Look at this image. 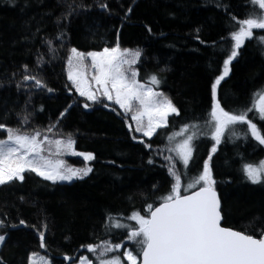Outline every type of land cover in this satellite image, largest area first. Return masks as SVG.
I'll return each instance as SVG.
<instances>
[{
	"label": "trees",
	"instance_id": "16d2710c",
	"mask_svg": "<svg viewBox=\"0 0 264 264\" xmlns=\"http://www.w3.org/2000/svg\"><path fill=\"white\" fill-rule=\"evenodd\" d=\"M254 10L259 11L258 6L249 0H0V123L27 133L39 131V139L71 137L75 150L94 157L88 162L92 171L83 179L51 183L25 172L23 182L0 186V235L5 236L0 262L27 264L30 254L42 252L51 264H69L73 260L66 262L65 256L78 258L88 253L87 245L105 242L135 249L127 234L139 226L129 217L134 212L147 217L148 206L171 193L175 181L170 163L181 173L182 194L186 183L203 170L214 144L210 136L194 141L187 168L168 151L176 142L168 136L193 123L209 131L211 86L223 73L237 20ZM260 36L264 30L253 29V37L238 49L218 87V99L225 110L252 108L248 118L264 134V120L254 109L256 94L264 91ZM117 43L141 51L139 74L157 75L159 89L179 111L151 139L130 131L126 119L102 102H86L66 79L70 49L99 51ZM25 75L47 87H36ZM235 129L237 135L226 134L210 161L221 225L259 238L264 229V182L251 183L243 168L264 161V145L250 133L245 138L246 124ZM125 221L128 228L114 226ZM41 232L46 244L42 249Z\"/></svg>",
	"mask_w": 264,
	"mask_h": 264
},
{
	"label": "snow or ice",
	"instance_id": "6c2138e0",
	"mask_svg": "<svg viewBox=\"0 0 264 264\" xmlns=\"http://www.w3.org/2000/svg\"><path fill=\"white\" fill-rule=\"evenodd\" d=\"M259 11L254 10L243 20H237L238 30L231 33L234 45L230 55L225 59L223 73L219 75L211 86L212 106L210 119L206 122L209 131L197 123L186 125L178 132L168 136L170 142L176 141L168 151L174 152L185 168L189 166L195 151L194 141L202 135L210 136L214 141L210 154L203 164L202 172L191 182L186 183L184 192H181V173L176 170L174 163L168 167L169 174L174 177L171 193L163 198L159 206H148V215L145 217L134 212L129 219L138 224L127 234L128 241L137 247L125 250L121 255L107 257L109 253L119 251L123 245L105 242L100 245H87V251L96 255L98 264H264V229L259 230V238L255 233L247 230H233L221 226V205L213 178L210 161L212 154L217 152L222 138L226 134L237 135L235 126L246 124L247 134L264 145V134L248 118L252 108L240 111L225 110L218 99V87L221 81L228 76L232 61L238 56V49L242 47L246 38L253 37V29L264 30V0H249ZM107 8V5H102ZM131 12V8L128 9ZM235 20L236 18L233 17ZM264 43V36L258 37ZM141 57V51L122 49L117 43L114 47H105L102 51L81 52L71 49L68 57V79L81 97L87 101L100 103L101 97L119 105L125 114L133 113L131 119L135 122V132L142 133L144 137L152 138L157 129L169 126L168 117L179 115L177 107L159 88L161 80L157 75H151L146 83L137 77L138 70L133 67ZM90 59V64L86 61ZM93 70L89 79L85 69ZM25 80H34L38 88H46L40 79L25 75ZM95 85V87H94ZM151 85V86H150ZM155 86V87H153ZM49 92L53 91L47 88ZM257 100L254 109L259 112L260 119L264 120V91L256 94ZM90 105L84 104L85 108ZM107 106V105H105ZM70 107V105H69ZM64 113H61V117ZM146 118V123H145ZM25 122L27 117L24 118ZM132 131V126H129ZM0 131L6 133V138L0 139V186L14 180L23 182L25 172H33L44 180L56 182H71L73 179H83L92 169L72 168L65 165L63 160L53 161L41 155L45 151L43 145L51 143L47 137L39 139L41 133L23 132L20 128L7 127L0 123ZM177 137L181 139L177 140ZM135 138V137H134ZM144 143L143 140L140 141ZM59 153L63 146L72 155H82L85 161L94 159L92 154H84L75 150V140L71 137L66 142H54ZM151 147V145H145ZM171 161L172 157H165ZM149 163H153L149 160ZM243 172L253 184L264 182V161L259 164L244 165ZM192 189H196L192 191ZM20 224H25L23 220ZM3 221L0 220V227ZM115 227L127 225L115 224ZM40 247L46 248L44 233L41 232ZM5 236L0 235V245ZM79 259V264H93L87 257L70 258ZM30 264H51L46 256H37L36 253L29 258ZM2 264V262H0Z\"/></svg>",
	"mask_w": 264,
	"mask_h": 264
},
{
	"label": "rangeland",
	"instance_id": "374dc122",
	"mask_svg": "<svg viewBox=\"0 0 264 264\" xmlns=\"http://www.w3.org/2000/svg\"><path fill=\"white\" fill-rule=\"evenodd\" d=\"M73 49V48H72ZM104 49V48H103ZM103 49H101V50H99V51H102ZM79 51V50H78ZM132 51H135V50H132ZM81 52H84V53H87V52H93V51H81ZM98 52V51H97ZM71 55V49H70V51H69V54H68V57ZM68 57H67V59H66V61H65V75H66V79H67V81L71 84V86H72V82L68 79V73H69V66H68ZM86 63L87 64H90V59L89 60H87L86 61ZM137 65V64H136ZM136 65H134L133 67H135L136 68ZM137 69V68H136ZM92 72H93V70L91 69V68H86L85 69V74L86 75H88V77H89V79H90V77H91V74H92ZM139 73V72H138ZM142 83H146L147 81H148V79L150 78L149 76H141L140 74L138 75V77H137ZM151 86V85H150ZM73 87V86H72ZM94 87H95V85H94ZM153 87H155V86H153ZM73 89H74V92H76V89L73 87ZM156 90H158V91H161L159 88L158 89H156ZM76 94L79 96V94L76 92ZM83 99L86 101V102H88V103H93V102H91V101H87L86 100V98L85 97H83ZM101 102H102V105L104 106V108H106V109H114V111L117 113V114H119V115H121L124 119H126V125H127V128H129V126L131 125L132 126V129H133V131H134V133H136L139 137H144L143 135H142V133H138V132H135V122L131 119V116H132V114L133 113H128V114H125L124 113V111L122 110V109H120V107H119V105H116L115 103H113V102H110V101H108L107 99H105V98H103V97H101ZM105 105H107V106H105ZM87 109V108H86ZM145 123H146V118H145ZM31 134V133H30ZM3 138H6V133L5 132H3V131H1V133H0V139H3ZM44 137H42L41 138V140L43 139ZM144 138H147V137H144ZM48 139V141H51V143H45L44 145H43V147H44V149H45V151L44 152H42L41 153V155H43V156H45L46 158H48V159H51V160H53V161H56V160H63L64 162H65V165L66 166H69V167H72V168H77V169H79V168H85V167H89L88 166V162L90 161H85L84 160V158H83V156L82 155H72V154H70L63 146H61V148H60V151H59V153H57V146H56V144L54 143L56 140H61V141H64V142H66L67 140H68V138H53V139H51V138H47ZM77 151V150H76ZM77 152H79V151H77ZM80 153H84V154H89V153H86V152H80ZM35 174V173H34ZM38 176V175H37ZM40 178H42L41 176H39ZM43 179V178H42ZM74 180V179H73ZM47 181H49V180H47ZM49 182H51V183H53L52 181H49ZM56 183H69V182H67V181H63V182H56ZM130 223L132 222V221H129ZM120 224H122V223H120ZM134 224H136V222L134 221ZM122 225H127L128 227H129V224H127L126 223V221H125V223L124 224H122ZM127 227V228H128ZM123 228H125V227H120L119 229L120 230H122ZM41 248V247H40ZM42 249V248H41ZM121 251V253H118V254H115V255H121L125 250H129L127 247H124V248H121L120 249ZM36 254H37V256H41V255H43V256H46L44 253H42V252H35ZM33 255V253L32 254H30L29 256H28V260H27V264H30V260H29V258L31 257ZM111 256H113V255H110V256H107V257H104L105 259L106 258H110ZM48 259H49V257L48 256H46ZM82 257H87V258H89V259H91L92 260V262H93V264H98V260H97V257H96V255L95 254H93V253H87V252H85V253H83V254H81V255H79L78 256V258H82ZM50 260V259H49ZM69 260H67L66 262H68ZM69 264H79V259H76V261L74 262H71V263H69ZM124 264H128V262L125 260L124 261Z\"/></svg>",
	"mask_w": 264,
	"mask_h": 264
},
{
	"label": "water",
	"instance_id": "95a60500",
	"mask_svg": "<svg viewBox=\"0 0 264 264\" xmlns=\"http://www.w3.org/2000/svg\"><path fill=\"white\" fill-rule=\"evenodd\" d=\"M196 189H194V190H192V191H195ZM217 192V191H216ZM186 194H188V193H186ZM217 195H218V193H217ZM218 198H219V196H218ZM162 203V202H161ZM160 205V203L159 204H157L156 206H154L153 208H155V207H157V206H159ZM221 223H222V219H221ZM222 226V225H221ZM223 227V226H222ZM234 230V229H233Z\"/></svg>",
	"mask_w": 264,
	"mask_h": 264
}]
</instances>
